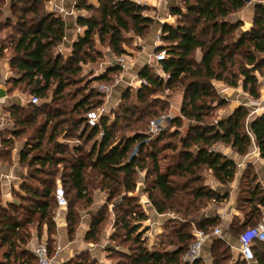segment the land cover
Returning a JSON list of instances; mask_svg holds the SVG:
<instances>
[{
    "label": "trees",
    "instance_id": "obj_1",
    "mask_svg": "<svg viewBox=\"0 0 264 264\" xmlns=\"http://www.w3.org/2000/svg\"><path fill=\"white\" fill-rule=\"evenodd\" d=\"M48 1L0 0V56L7 54L11 72L5 81L7 94L20 89L40 99L39 104H29L28 109L17 103L4 106L9 125L0 133V157L6 160L18 140H24L19 155L27 174L20 192L13 190L19 203H2L0 181V264H36L29 246L30 228L35 227L41 235L46 227L48 235H55V189L59 182L69 195V238L76 233L80 220L75 205L88 206L93 203L95 192L104 191L106 203L91 221L86 242L98 239L112 204L114 224L110 240L126 245L127 249L107 247L109 257L124 258L111 264H178L194 239L189 219L196 220L198 228L211 232L219 217L201 218V210L209 202H221L228 197L203 183L200 171H211L224 186L237 176L235 160L215 146L226 145L244 156L255 144L264 160V112L251 116L248 107L239 105L225 118L207 120L214 102L219 107L227 104V99L215 89L216 81L231 87L241 85L254 98L261 95L257 74H264V3L258 0L251 28L237 35L243 22H232L231 16L244 9L247 0H180L171 11L178 17L177 23L166 22L161 30V40L168 45L163 47L167 57L159 65L168 78L165 80L150 66L140 71L139 77L147 84L136 89V102L120 108L127 123L121 125L123 135L117 137L114 128L121 117L110 123L105 114L96 126L87 124L86 113L98 108L103 99L94 88L87 93V86L82 87L76 76L83 64L101 57V52L93 49L97 39L114 55L121 56L127 53V35L146 37L154 17L144 13L147 7L131 0H98V6L77 0V8L98 14L78 17L77 24L85 29L84 33L73 41L71 54L64 56L57 48L64 41L67 24L62 16L46 10ZM5 6L10 13L2 18ZM238 57L242 61H237ZM120 71V66L109 67L93 82L110 83L111 74L116 76ZM77 85L76 89H69ZM177 86L183 91V102L181 116L171 119L176 131L165 129L150 136L148 127L152 119L148 118H159L169 105L168 100L159 105V99L153 96L163 87ZM131 90L124 91L121 100L128 102ZM184 119L190 123L179 148L170 139L180 136ZM127 129L132 135H127ZM99 134L88 148V143ZM60 135L77 144L71 147L60 143ZM166 150L173 153L170 163L163 164L161 159L168 155H161ZM140 172L145 173L144 192L156 212L173 211L186 220L170 229L162 247L157 249L148 248L143 232H139L148 219L139 197L134 195ZM243 178L248 180L247 194L238 199L249 206L250 216L244 220L234 217L228 226L233 238L256 225L264 209L261 183H255L251 174ZM48 243L52 248L54 238ZM228 245L222 238H212V264H240L228 262ZM253 248L256 261L264 264V243H256ZM78 255L66 264L98 262ZM193 264L205 263L200 258Z\"/></svg>",
    "mask_w": 264,
    "mask_h": 264
},
{
    "label": "rangeland",
    "instance_id": "obj_2",
    "mask_svg": "<svg viewBox=\"0 0 264 264\" xmlns=\"http://www.w3.org/2000/svg\"><path fill=\"white\" fill-rule=\"evenodd\" d=\"M87 1H89V0H87ZM160 1L161 0H157L156 2L158 3ZM6 2L9 3V0H6ZM154 2L155 1H153L152 3H154ZM257 2H258V0H251L250 2H248V4L254 5ZM262 2L264 3V0H262ZM161 3L162 4H160L158 7H155V8H152L151 6L147 7L148 9L145 10V12H144L145 14L151 15L152 17H154V23L152 25V27L154 26V28H155L156 22L158 24H160L162 21H163V23L167 22V21L164 22V19L167 18V16L169 14H171V11L174 7H177L180 4V0H164ZM46 10H48L47 6H46ZM9 13H10V11L5 6L2 18L3 17L5 18V16L8 15ZM84 14L86 16H89V15H97L98 13L95 11H85ZM161 30H162V28H161ZM161 30L156 29V31H155L156 36L159 34L158 32L160 31V37H161ZM150 31H151V29H150ZM166 45H168V43H165L162 41L160 43V48L163 49V47ZM125 47H126L128 52H130L131 50H134L136 48L135 36L132 33H129L127 35V42L125 44ZM93 49H95L96 51H100L101 57L100 58L97 57L94 62H91V64L89 63L90 65H82L81 66L82 70H81L80 74L76 76V79L79 82L81 81L82 87L87 86V91H86L87 93H88V90H90V88H94L98 91V85L103 83V82H100V81L93 82V79H95L101 73L102 74L105 73L109 67H112V65H103V63L107 60L106 58L111 59L110 55L112 56V52L110 51L111 49L106 44L101 45L100 43L95 42ZM57 51L61 53V51L58 50V48H57ZM71 51H72V48L70 49V52ZM67 53L68 52H65V54H63V55L66 56ZM94 54H95V52H94ZM107 54L109 55L108 57H106ZM261 56H264V54H262ZM7 59H8L7 54L5 56H0V60L2 62L7 60ZM237 61H242V58L238 57ZM236 65H238V63ZM157 68H159V65L153 66L154 71L159 75V73L157 72ZM236 69H237V67H235V70ZM122 72H123V70L121 69V71L116 74L118 76H115V74H111L112 81H110L109 84H116L117 85V91L114 93L117 94L116 97L119 98L120 101H117L116 103H114L113 104L114 106L110 105L111 109L109 110V113L106 114L110 123H113L117 117H121L119 124L117 126H115V128H114V131H115L117 137H121V135H123V131L120 130V127H122L121 125H125V123H127L122 119L123 116L120 113V108L121 107L125 108V103H127L128 105L131 106L134 102H136V96H135L136 91H137L136 89L139 88L138 85L137 86H126V84L123 81L117 82V80L120 78V74ZM257 75L259 78L260 91H261V95L259 98H254L248 92H245L242 89L241 85H239L238 87H231V86L225 85L224 83L223 84L221 83V85L216 83L215 89L217 90V93L219 95H221L222 97L227 99V104L222 106V107H219L216 104L217 102H214L213 103V110L211 112L212 114L210 117L207 118V120L216 122L222 118H225L228 115H230L233 112V110L239 105H244L245 107H248L250 109V111L254 110V108H258L259 107L258 103L261 101L262 97H264V74L258 73ZM10 76H11V74H9V77ZM165 80H166V78H165ZM0 84H4L5 89L7 91V86L5 84V81H1ZM76 87H78V85L69 87V89L74 90V89H76ZM177 87L178 88H175V89H166L165 87H163L161 90H159L153 96V97H155V99H159V102H157L159 105H161L162 103L165 104V102L168 100V104H169L168 108L166 109V111L164 113H162V115H166L170 118V120H168V122H167V129H169L170 132H174L177 129V127L175 125L171 124L172 123L171 119L178 117V116H181V111L178 112L175 110L177 108V105H179V103L178 104L176 103V105H175V102H176L175 100L179 99V98L181 99V97H182L181 105H180V108H181L182 102H183V91L179 88V86H177ZM1 88H4V87H1ZM127 89H133V90H131V92H132L131 98L128 99V102L121 100L124 91H126ZM31 97L32 96H30L29 94L22 92V90L15 89L14 91H12L6 95L7 105H12V104L17 103V104L22 105L25 109H28V107H29L28 101L31 99ZM149 99L151 100L152 98H149ZM180 99H179V101H180ZM153 118L154 117H149L148 120L153 119ZM189 123L190 122L188 120L184 119L183 125L180 127V129L178 128L180 131V136L177 138L170 139V141L176 143L179 148L181 146L180 139L182 137H184V135L186 134V132L188 130ZM7 125H9L8 122H7ZM128 131L129 130L127 129L126 132H128ZM1 135H2V132H1ZM127 135H132V133L128 132ZM99 137H100V134L97 136V138H95L91 142H89L87 147L89 148L92 145L93 141L97 140ZM57 140L60 142L61 135L57 137ZM23 141L24 140H18V142H17L18 148H20L23 145ZM165 141H166V139H165ZM167 141H169V140H167ZM63 144H66V143L64 142ZM76 144H77L76 141L71 140L69 142V145L71 147L76 145ZM224 146H226V145L219 144V145L215 146V148H216V150H219V149L222 150L221 147H224ZM226 148H228V146H226ZM172 153H173L172 150H166L161 156L168 155L167 156L168 158H166V159L162 158L161 162L163 164L170 163V161H171L170 156L172 155ZM228 154L231 156L233 155L232 152H230V151ZM254 156L252 155V157H250V158H249V155L242 156V157H244V159L245 158L251 159V162H246V164L243 166V168L237 170L236 179L234 181H232L228 186H224V185L220 184L214 178L211 171H209V170H201L200 171V175L202 176L203 183H205L206 185L215 189L216 191L220 192L223 195H226V194L228 195V197L221 202H209L204 208H202L201 213H200L201 218L202 217L204 218V217L216 216L217 212L222 211V210L232 209L233 207L236 208L237 213L231 215V218H230L231 222L233 221L234 217H238V219H241V220L249 218L250 208L245 202L239 201L238 196L247 194L246 190H247V186H248V180L243 178V176L246 174H251V176L254 175L255 183H259V185L261 183L262 187L264 188V182H260L261 181V175H264V173H263L264 171H261L262 169H261V167H259V164L257 162H254V159H255ZM246 160H248V159H246ZM253 162L256 163V165L253 164ZM141 176L142 177L144 176V178H143L144 180H142V181L140 179ZM176 179L178 182L182 181V179H179V178H176ZM233 183H234V185H233V187H231V185ZM140 184L143 186V190H144L145 189V173L144 172H140L138 175L137 186ZM194 185H196V184H194ZM1 192H2V190H1ZM101 192L104 193V191H99V190L97 192H95V198H94L92 204L85 206V207L81 203H78L75 205L76 211L79 212L80 220H79V224H78L76 233L72 236V238H69V237L68 238L70 241L73 242L71 247H73V251L76 254H79L78 256H81L84 258L88 257L90 259L94 258L98 261L97 264H111L113 261H124V258H119L117 255H111V257H109L107 254L108 253L107 247H109L110 245H117L120 247V248L119 247H117V248L123 249V250L127 249L126 245H121L118 243V241L113 242L110 240V236L113 233V224H114V213L112 211V204L109 205V210L106 213V221L103 223V225L101 227V232L99 234L98 239L93 241V243H88L85 241V235H86V232L89 231V229H90L91 221L93 220L95 215L101 213V211L104 208L103 206L106 203V202H104L105 198L103 196H101V195H103ZM145 195L147 196L146 193H145ZM66 196H67V199H69V195H66ZM16 199L18 201L17 203H19L20 200L18 198H16ZM1 201H2V203H4L3 195L1 197ZM139 201H141V198H139ZM144 201H146L145 198H144ZM151 206H152V204H151ZM142 208L146 214L148 211L147 216H148L149 220L147 219L146 221L143 222L142 227L140 228L139 232H143L142 238H143V240H145L146 246L148 248H152V249H157L158 247L161 248L162 243H163L162 241L167 237L168 233L170 232V229L172 230L173 227L180 226L182 223H184L186 221L182 215L177 214L173 211H168L167 213L162 214V216H158L157 212H155L153 206H152V209H153L152 211L149 209L145 210L143 205H142ZM189 220L190 221H188L187 223H189V225H190L189 227L193 231L194 226H197V221L196 220L193 221L191 219H189ZM216 227H220L223 230V229H226L227 226H225V222L219 221L216 225L213 226V229ZM86 229H87V231H86ZM30 231L32 234L31 240L37 236L39 241L40 240L42 241V239L49 241V239H51L53 237V236L51 237L50 235H49V237H47L46 235L43 236L44 230L42 231V234L39 235L35 227H31ZM234 239H235V242L233 243V246L236 248L238 246L239 237H236ZM62 242L67 243V240H65V241L63 240ZM29 246L31 248L30 244H29ZM228 246H229L230 252H231L230 253L231 258L228 262L231 263L232 261H236V255H235L236 250L234 251V249H232L230 245H228ZM210 247L211 246L207 247L206 251L204 252L205 258L203 259V262L205 264H212L213 263V260L211 257V252H210ZM167 248L172 249L173 247L167 246Z\"/></svg>",
    "mask_w": 264,
    "mask_h": 264
},
{
    "label": "crops",
    "instance_id": "obj_3",
    "mask_svg": "<svg viewBox=\"0 0 264 264\" xmlns=\"http://www.w3.org/2000/svg\"><path fill=\"white\" fill-rule=\"evenodd\" d=\"M164 0H161L160 2H154L152 4V8L158 7L160 4H162L161 2H163ZM89 2L95 4L96 6H98V0H89ZM52 4L58 5V6H62L64 8H66L68 11L73 10L74 11V15H70V16H63V18L66 21L67 24V30H66V36L64 38L63 43H61L58 46V50L61 51V53L65 54V52H68L66 56L70 55V49L72 48V44L73 41L78 37V35H82L84 33V30L78 34L77 32V26H79L77 24V19L79 16H86L84 14V10H81L79 8H77V0H49L46 3L47 9L50 10ZM254 14H255V4L254 5H250L247 4L245 6L244 9H242L241 11L233 14L231 16V21L235 22V21H242L243 22V26L241 27V29L238 31L237 35H240L242 33V31H246L248 29L251 28L252 24H253V20H254ZM167 21L170 24L175 25L178 21V17L174 16L172 14H169L167 16V18L164 19V22ZM163 21L158 24L157 22L155 23V28L154 26L151 27V31L149 32V34L146 37H140V36H135V46L136 48L134 50H131L130 52L127 51L126 54H123L121 56H124L127 58L128 62H130V68L127 72H122L120 74V78L117 80V82L123 81L126 86H129L130 82L132 81L134 86L138 85V79L139 77V73L140 71L146 67V66H150L153 67L155 65H159L153 62L152 59V55L153 53H155L157 51L158 48H160V43L162 42L160 40L159 45H156V34L155 31L156 29L161 30L162 26H163ZM154 28V29H153ZM160 32V31H159ZM158 32V33H159ZM155 34V35H154ZM96 42L100 43L99 40L97 39ZM110 50V49H109ZM111 51V50H110ZM70 52V53H69ZM112 52V51H111ZM109 55L107 54L106 57H108ZM121 56H116L112 53V56L110 55V58H106L107 60L103 63V65H118V58ZM91 62L85 63L83 65H90ZM157 72H159L160 76L162 75V77L164 78H168L166 76V74L163 72L162 68L159 65V68H157ZM9 74H11L10 72V67H9V61L8 59L5 61H1L0 60V83L1 81H6L9 78ZM102 74V73H101ZM118 76V75H116ZM2 79V80H1ZM216 83L223 84V82H214V85H216ZM4 87L3 89L6 92L7 95V91L5 89L4 84H0V88ZM117 91V85H115L114 89H113V93L111 96V99L109 101V105L114 106L113 104L116 103L117 101H120L119 98H117V94L114 93ZM121 93V92H120ZM180 99V98H179ZM179 99H176L175 101V105L176 103L179 105H177V108L175 109L176 111L180 112V105H181V99L179 101ZM114 101V102H113ZM258 108H254L256 109V114H261L262 112H264V97H262L261 101L258 103ZM69 140L68 143L69 144ZM1 142H0V152H1ZM222 151L224 154L232 157L236 164H237V170L243 168V166L246 164V162H251V159H249L250 157H252V155L255 157L254 162H257L259 164V167H261V171H264V160L260 157L257 146L254 144L253 147L251 148L250 152L244 156L249 155V158H245L242 157L239 154H236L230 147L226 148V146L221 147ZM232 152V156L229 155L228 153ZM248 159V160H246ZM256 165V163H254ZM264 173V172H263ZM27 174V168L22 166L20 164V155H19V148L18 145L15 144V146L9 151V155L7 157L6 160L2 159L0 157V181H1V190H2V195L4 198V205L14 202L17 203V199L15 198V196L13 195V190L20 192V186L21 183L24 179V177ZM144 176L140 177L141 181L144 180L143 179ZM140 181V182H141ZM260 182H264V175H261V181ZM234 183L231 185V187H233ZM102 193V192H101ZM105 199L104 202H106L107 200V194L106 192L102 193ZM134 195H136L137 197L141 198L140 203L143 205V207L145 208V210L149 209V210H153L151 203H149L150 201L148 200V197L145 195V192L143 190V186L140 184L137 186V190L135 191ZM143 197V198H142ZM144 198L146 199V201H144ZM155 210V209H154ZM54 221L56 223V233L53 236L54 240L56 237H59L61 242L64 240H67V243L62 242L64 245H66V247H68L69 250L73 251V247H71L72 245V241L69 240L68 238V234H67V207H61L58 208L56 205V209L54 211ZM156 212V210H155ZM262 212H264V209L262 210ZM237 210L236 208H232V209H227V210H222L217 212L216 216L219 217V221H223L225 222V226L226 229H223V237H219L224 239L227 243L229 242L231 245H233V243L235 242V239L231 236V234L228 232V226L231 223L230 218L231 215L236 214ZM148 214V211H147ZM158 216H162V214H158ZM149 220V219H148ZM87 231V229H86ZM46 235L47 237H49L48 233H47V229L46 227H44V234L43 236ZM215 238V237H214ZM44 240V239H42ZM41 241V240H40ZM39 242L38 237H34L31 242V250L33 248V246L35 244H37ZM212 244V240H210L209 242H207L204 246L203 249V259L205 258L204 256V252L206 251V248L211 246ZM238 247V246H237ZM74 252V251H73ZM238 252L236 251L235 255H236V261H232L231 263L234 262H239L240 264H248V263H242L238 260ZM250 264H259L257 261L250 263Z\"/></svg>",
    "mask_w": 264,
    "mask_h": 264
},
{
    "label": "built area",
    "instance_id": "obj_4",
    "mask_svg": "<svg viewBox=\"0 0 264 264\" xmlns=\"http://www.w3.org/2000/svg\"><path fill=\"white\" fill-rule=\"evenodd\" d=\"M131 1L140 4L144 7H150L153 4L152 2L157 0ZM50 11L62 17L74 15L73 10L68 11L66 8L55 4H52ZM83 30V27L77 26L78 34L81 33ZM160 40L161 37L159 32L156 37L157 46L159 45ZM166 57L167 50L164 48H158L157 51L152 55L153 62L156 64H158L161 60L165 59ZM118 65L123 70V72H127L131 64L130 62H128L126 57L121 56L118 58ZM137 82L139 87L144 84H147L146 80L141 78H139ZM129 84V86H134L132 81ZM115 85L116 84L109 83H101L98 85V91L102 95L103 103L98 108L92 109L86 113V122L90 127L96 126L99 123L100 118L103 115L109 113V110L111 109L109 101L111 99ZM39 103L40 99L36 96L31 97V99L28 101V104ZM6 104V95L0 97V133L8 126V113L4 110V106ZM255 113L256 109L250 111L251 116ZM168 120H170V118L166 115H161L159 118L152 119L148 127L149 135L157 136L163 130L167 129ZM60 142L68 143V140L64 137V135H61ZM55 200L58 208L66 207L68 205L65 190L60 184H58L55 189ZM223 233L224 232L220 227H216L211 232H208L204 229H200L197 226H194V239L189 244L187 250L182 255L181 260L178 264H193L198 259L202 258L205 244L212 240L213 237H223ZM256 243H264V212L262 213L256 225L249 227L240 235L238 239V247L235 248L228 242L231 248L234 249V251L236 250L238 252V260L242 263L248 264L256 261V256L253 248ZM32 252L36 258V264H66L70 259H72L76 255L75 252L69 250L68 247H66V245L61 242L59 237L55 238L52 248H50L47 240H42L33 246Z\"/></svg>",
    "mask_w": 264,
    "mask_h": 264
},
{
    "label": "water",
    "instance_id": "obj_5",
    "mask_svg": "<svg viewBox=\"0 0 264 264\" xmlns=\"http://www.w3.org/2000/svg\"><path fill=\"white\" fill-rule=\"evenodd\" d=\"M247 1L250 2L251 0H247ZM5 95H6L5 90L3 88H0V97L5 96Z\"/></svg>",
    "mask_w": 264,
    "mask_h": 264
}]
</instances>
